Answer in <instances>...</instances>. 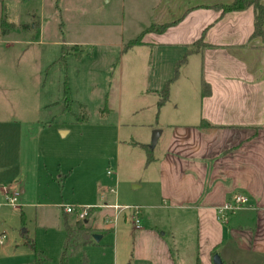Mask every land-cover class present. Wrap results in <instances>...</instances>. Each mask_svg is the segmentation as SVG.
<instances>
[{"label": "rangeland", "instance_id": "1", "mask_svg": "<svg viewBox=\"0 0 264 264\" xmlns=\"http://www.w3.org/2000/svg\"><path fill=\"white\" fill-rule=\"evenodd\" d=\"M28 4L11 3L9 19L17 26L0 36V264H33L27 237L51 264H60L64 220L71 225L80 219L76 211L86 210L85 203L139 205L147 223L161 219V208L145 207L161 202L148 182L146 150L134 144L148 137L142 123L156 122L157 109L144 89L156 87L160 73L155 58L148 57L152 82L146 84L140 66L145 49L122 51L140 28L126 26L120 36L118 25L102 21L100 40H91L86 25L59 17L57 0H46L40 28L29 33L18 25L27 19L21 7ZM74 44L79 50L72 47L60 59L62 46ZM14 192L17 207L6 200ZM66 206L74 211L64 214ZM116 212L117 229V219L109 221L97 208L83 217L95 218L100 229V239L83 250L91 264H130L137 231L129 210ZM173 221L165 240L177 238L191 248L196 239L191 216L178 226ZM67 264H81L80 255H71Z\"/></svg>", "mask_w": 264, "mask_h": 264}, {"label": "crops", "instance_id": "2", "mask_svg": "<svg viewBox=\"0 0 264 264\" xmlns=\"http://www.w3.org/2000/svg\"><path fill=\"white\" fill-rule=\"evenodd\" d=\"M26 1L29 4L21 8L27 19L19 27L29 33L40 28L46 0H0L1 37L17 26L9 19L11 3L22 6ZM232 2L57 0L58 16L78 18L91 40H100L97 33L102 21L118 25L120 36L126 26L140 28V34L151 25H170L160 33H146L140 44L146 51L140 65L146 84L152 82L148 57L155 58L160 75L156 87L144 89L157 109L156 122L142 123L148 127V137L134 144L146 146L150 132L160 130L153 160L145 163V171L161 205L145 207L161 208V219L147 223L140 210L142 226L134 228L137 235L130 264H215V255L219 264H264V20L262 34L254 35V8L222 12L221 8ZM3 18L6 23H2ZM200 39L204 47L189 54L180 65L170 82L166 103L157 108L159 93L172 79L177 62L187 46ZM72 47L75 52L79 50L77 44L62 46V54ZM185 72L187 80L182 79ZM203 85L208 86L204 95ZM201 121L211 127H199ZM133 186L141 187V183ZM235 193L247 195V204L219 221L216 208ZM85 204L97 208L101 216H109V221L117 219V229L120 215L109 206L118 203ZM63 211L66 214L65 208ZM128 215L131 217L130 211ZM187 215L196 231L192 247L186 248L177 238L165 240L167 231L172 230L169 221L175 219L173 223L178 226ZM85 220L94 228L92 235L100 233L95 218ZM84 248L72 255L87 256Z\"/></svg>", "mask_w": 264, "mask_h": 264}, {"label": "trees", "instance_id": "3", "mask_svg": "<svg viewBox=\"0 0 264 264\" xmlns=\"http://www.w3.org/2000/svg\"><path fill=\"white\" fill-rule=\"evenodd\" d=\"M262 0H233L232 3L223 6L222 12H228V11H238L245 9L249 6H252L255 10V30L254 35H261V26L262 22L264 20V5L261 3ZM2 23H6L5 18H3ZM10 26V25H9ZM169 24H162V25H151L145 30H143L136 38L130 40L129 42L125 43L123 46V51H127L128 49L142 44V37L146 33L150 32H156L160 33L164 31L167 27H169ZM4 31L6 29L4 28ZM204 47V43L202 39L197 40L193 44L187 46L186 52L184 56L177 62L174 74L171 80L165 83L164 87L159 93V98L157 101V108H160L163 104L166 103L168 99V93H169V85L170 82L177 76L178 69L181 64H183L186 61V58L189 54L197 52L199 49ZM66 53V51H65ZM64 53V54H65ZM64 54L61 56L60 59H64ZM208 92V86L203 85L202 88V95ZM199 127L202 128H210V124L206 121H201L199 124ZM140 147L145 148L146 150V165L150 163L153 160L152 151L145 145H141ZM83 209V208H82ZM81 209V210H82ZM78 209L76 212L77 214L81 211ZM87 215H91L92 212L95 211V208H86ZM78 216V215H77ZM85 219L87 218H80L76 219L74 221L73 225H70L67 223L66 220H64V231H65V239L63 243V250L61 252L60 264H67L69 257L72 255V253L79 252V249L94 243L92 239V233L94 231V228L91 226L90 223L85 222ZM27 243L32 248L33 252V264H51V259L44 253L43 250L37 247L35 241L33 239L28 238ZM81 264H89L87 256L82 253L80 256Z\"/></svg>", "mask_w": 264, "mask_h": 264}, {"label": "built area", "instance_id": "4", "mask_svg": "<svg viewBox=\"0 0 264 264\" xmlns=\"http://www.w3.org/2000/svg\"><path fill=\"white\" fill-rule=\"evenodd\" d=\"M109 173V171L107 172ZM113 192V190L111 191ZM17 198V193L14 192L12 195L7 196L6 200L7 203L12 206V207H17L15 205ZM248 202V197L247 195L243 193H235L232 198L226 202H224L222 205L218 206L216 208V217L219 221H225L227 214L233 213L236 210H238L241 206L247 204ZM112 207L114 210H129L131 212V219L132 223L134 225V228L136 230H139L141 228V221H140V208L138 206H118L114 204ZM84 209V208H83ZM81 210L78 214L80 218H83L86 214V210ZM74 211V208L71 206H66L65 207V212L66 213H71ZM0 244H2V237H0Z\"/></svg>", "mask_w": 264, "mask_h": 264}, {"label": "water", "instance_id": "5", "mask_svg": "<svg viewBox=\"0 0 264 264\" xmlns=\"http://www.w3.org/2000/svg\"><path fill=\"white\" fill-rule=\"evenodd\" d=\"M159 133H160V130H153L152 137H151L150 144H149V148L150 149H153L154 148V146H155V144L157 142ZM92 238L95 241H97L99 239V236L96 235V234H93L92 235ZM213 261H214L215 264H219L220 263V261H219V259H218V257L216 255L214 256V260Z\"/></svg>", "mask_w": 264, "mask_h": 264}]
</instances>
